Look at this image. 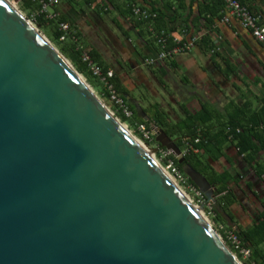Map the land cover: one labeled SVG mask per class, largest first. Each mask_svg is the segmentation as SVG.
<instances>
[{"label":"water","instance_id":"1","mask_svg":"<svg viewBox=\"0 0 264 264\" xmlns=\"http://www.w3.org/2000/svg\"><path fill=\"white\" fill-rule=\"evenodd\" d=\"M22 15L0 0V264H241ZM134 106L182 164L175 140ZM182 171L216 204L203 174Z\"/></svg>","mask_w":264,"mask_h":264},{"label":"crops","instance_id":"2","mask_svg":"<svg viewBox=\"0 0 264 264\" xmlns=\"http://www.w3.org/2000/svg\"><path fill=\"white\" fill-rule=\"evenodd\" d=\"M154 1L160 9L168 3L167 0H59L49 11L63 17L79 33L82 44L99 54L101 62L132 96L133 104L139 103L155 123L156 109L168 122L178 124L201 112L203 106L221 122L226 121L234 105L240 106L246 100L251 102L252 109L259 108L264 96V46L235 17L229 23L216 21L213 34L216 53L195 47L171 60L146 64L145 60L154 57L158 49L153 37L145 32V25L131 16L130 6H147ZM241 1L264 24V0ZM182 3L183 18L195 17L203 0ZM167 15L171 18L174 14L168 11ZM172 36L181 40L184 34L176 31ZM171 138L176 142L178 137ZM223 152L217 161L210 162L216 171L232 175L229 190L236 196V203L222 213L224 225L235 231L246 230L261 221L264 175L262 179L257 177L255 165H249L233 143H227ZM258 160L264 161V151L259 153ZM224 214L230 218L231 226Z\"/></svg>","mask_w":264,"mask_h":264},{"label":"trees","instance_id":"3","mask_svg":"<svg viewBox=\"0 0 264 264\" xmlns=\"http://www.w3.org/2000/svg\"><path fill=\"white\" fill-rule=\"evenodd\" d=\"M167 1L168 3L164 9L158 8L155 1L152 3L148 2L147 6L140 5L155 14V17L147 20L136 19L132 15L133 5L130 6L131 16L139 23L145 25V32L153 37L158 51L160 50V45L157 43L155 35L164 31L168 35L166 41V47L168 48L177 43H184L196 34L200 36V39L196 42L195 47L206 53L211 51L216 53L218 47H216L213 34L215 33L216 21L222 20L227 13L224 1L203 0L197 16L187 18H183L182 11L185 9L182 3L183 0ZM22 6V10L29 15L33 12H39L41 9V4L38 0H23ZM168 11L174 14L171 18L167 15ZM177 21L181 22L180 25L173 26L172 23ZM36 22L47 38L72 62L77 71L83 74L88 83L98 91L99 95L112 105L115 114L122 122L128 123V126L134 130L136 124H145L149 128L148 123L137 116L132 96L121 86L115 73L112 72L113 76L111 78L107 77V72L111 70L106 64L101 62L98 57L99 54L88 46L83 45L79 33L72 30L70 25L68 30H60V24L66 23L63 17L56 15L49 18L45 14H40ZM176 31L185 32L184 37L179 42L175 41L172 36ZM62 35H65V40L60 39ZM83 53L89 55L91 61L100 68L108 82L112 83L117 93L124 98L126 104L133 111L132 118L125 117L117 108L111 100L110 93L104 82L93 74L88 62L83 61ZM260 103V107L257 109H252V104L249 100H246L240 106L234 105L228 113L226 121L222 122L206 106L202 107L201 112L190 115L186 120L178 124L168 122L158 109L155 110L153 115L156 123L170 137H178L176 143L181 149L186 147V143L192 146L193 149L184 155L182 164L178 162L173 154L171 155L180 170H182L183 165L190 164L214 186L216 204H213L215 214L213 220L217 224H226L222 218V213L227 212L236 203V196L229 190L232 175L228 171H216L210 162L217 161L224 154L225 145L229 142L233 143L239 155L249 165H255L257 177L262 179L264 175V161L258 160L259 153L264 151V96L260 99ZM135 133L136 136L142 139L136 130ZM195 149L198 152H195ZM236 233L252 251L249 260H245V264H264V255L262 253V245L264 244V211L261 213V221L259 223L253 224L246 230L236 231ZM226 244L232 252L237 254L239 259H242V256L234 250L229 242L226 241Z\"/></svg>","mask_w":264,"mask_h":264},{"label":"built area","instance_id":"4","mask_svg":"<svg viewBox=\"0 0 264 264\" xmlns=\"http://www.w3.org/2000/svg\"><path fill=\"white\" fill-rule=\"evenodd\" d=\"M41 4V9L39 12H33L30 16L34 22H36L37 18L40 14H45L46 17L52 18L56 15L59 16L57 12H50L49 9L51 6H54L56 3H58L59 0H38ZM93 2H98L100 0H90ZM226 5V14L223 17L222 21L224 23H229L231 17H235L239 20L241 25L250 31L252 36L264 46V24L261 21V17L254 12H252L248 6L242 4L240 0H223ZM132 15L138 19H150L155 17V14L150 12L148 9L143 8L139 5H133L132 6ZM69 29V25L67 23L60 24V30L66 31ZM185 35V32H183ZM168 35L166 32L161 31L158 34L155 35V38L157 40V43L160 45V50L157 52V54L154 57H150L146 59V64L153 65L155 62L160 61H168L172 59L175 55L185 52H190L195 48L196 42L200 39L199 35H193L188 41L184 43H177L174 46L168 48L166 47V41H167ZM61 40H65V35H62L60 37ZM182 40V39H181ZM181 40L175 39V41L179 42ZM82 58L84 62H88V65L93 72L95 76L100 78L102 82L106 85L111 100L115 103V105L118 107V109L121 111V113L127 117L132 118L133 111L129 108V106L126 104L124 98L120 96L114 85L112 83H109L106 76L103 75L100 68L94 64L89 55L87 53L82 54ZM113 76L112 71L107 72V77L111 78ZM135 130L140 134L141 138L150 143L155 142V137L153 135V132L150 128H148L145 124H136ZM198 141V140H197ZM158 150L153 155L154 159L159 163V165L162 166V168L165 169V171L169 174V176L174 180V182L184 191V193L191 199V202L199 208L203 206V209L205 208V211L212 217H214V211H213V203L208 201L202 191L190 180V178L182 171L180 170L176 164L174 159L172 158V153L167 150L166 148H162L160 146H157ZM192 146L189 143H186L185 149L182 151V154H188L189 150H192ZM164 165H162V164ZM217 231L215 232L219 235V237L226 243L229 242L231 246L234 248V250L239 253L242 258L249 260L251 256V248L246 245L242 239L237 235L236 231L234 229L228 228L223 224H217ZM254 264V263H250Z\"/></svg>","mask_w":264,"mask_h":264},{"label":"rangeland","instance_id":"5","mask_svg":"<svg viewBox=\"0 0 264 264\" xmlns=\"http://www.w3.org/2000/svg\"><path fill=\"white\" fill-rule=\"evenodd\" d=\"M16 7H17V9L23 14V16L26 18V19H28L36 28H38L39 29V31L43 34V35H45L44 34V32L41 30V28H40V26L37 24V22H34L33 20H32V18H31V16L26 12V11H24V10H22V8H23V6H22V3H23V0H10ZM46 36V35H45ZM47 37V36H46ZM53 44V43H52ZM54 45V44H53ZM55 46V45H54ZM56 47V46H55ZM57 48V47H56ZM67 59V58H66ZM71 64H72V62L69 60V59H67ZM73 65V64H72ZM73 67L76 69V67L73 65ZM77 70V69H76ZM80 73V72H79ZM81 74V73H80ZM83 77H84V79L87 81V79H86V77L83 75V74H81ZM88 82V81H87ZM89 84V83H88ZM91 86V85H90ZM92 87V86H91ZM92 89H93V91H94V93L98 96V98L101 100V102L106 106V108L122 123V124H124L127 128H128V130H130V132L136 137V138H138L139 140H141L143 143H146V141H144L143 139H140L138 136H136V133H135V130L134 129H132V128H130L129 126H128V123H124V122H122L121 121V119L115 114V111L113 110V108H112V105L111 104H109L107 101H105L100 95H99V93H98V91L96 90V89H94L93 87H92ZM118 108V107H117ZM148 143V142H147ZM157 143L156 142H154V143H150L149 145H150V147H157V145H156ZM162 164V163H161ZM162 165H164V164H162ZM187 198H188V196H186ZM189 199V198H188ZM191 200V199H190ZM192 204H193V202H192ZM199 209H200V205H199ZM200 211H202V213H203V215L207 218V220L209 221V224L212 226V228L213 229H215L216 230V232L218 233V231H217V223L213 220V217L211 216V215H209L208 213H207V211H205V208L204 209H202V210H200ZM234 253V255L237 257V259L240 261V263L241 264H245V260L246 259H244V258H242V259H239L238 258V256H237V254L235 253V252H233Z\"/></svg>","mask_w":264,"mask_h":264},{"label":"bare ground","instance_id":"6","mask_svg":"<svg viewBox=\"0 0 264 264\" xmlns=\"http://www.w3.org/2000/svg\"><path fill=\"white\" fill-rule=\"evenodd\" d=\"M8 3H9V5H11V7H13L16 11H19L18 9H17V7L10 1V0H6ZM23 16V15H22ZM27 20V22L30 24V26H32V28L34 29V30H36L38 33H40V34H42L30 21H28V19H26ZM42 36H44L45 38H46V36L45 35H43L42 34ZM47 39V38H46ZM48 40V39H47ZM63 60H65L66 62H67V64L70 66V68H72L74 71H76V69L73 67V65L66 59V57H63ZM77 72V71H76ZM79 75V74H78ZM79 79L81 80V82L83 83V84H85L92 92H94L93 91V89H92V87L88 84V82L84 79V77L80 74L79 75ZM95 94V93H94ZM110 112V111H109ZM110 114H112L111 112H110ZM112 116H114L113 114H112ZM121 123V122H120ZM121 125H122V127H123V129L130 135V137L135 141V143L146 153V154H148L153 160H155L154 159V156H153V154H152V152L150 151V149L148 148V146H146L145 145V143H143L141 140H139L138 138H136L131 132H130V130H128V128L124 125V124H122L121 123ZM158 163V162H157ZM159 164V163H158ZM161 169H162V171L164 172V174L175 184V186L179 189V191H181V193L183 194V196L186 198V200L189 202V203H191L192 204V202H191V200L190 199H188L186 196V194L184 193V191L182 190V189H180V187L174 182V180L169 176V174L165 171V169L164 168H162V166L160 165L159 166ZM192 206L194 207V209L195 210H197V212L200 214V216L209 224V221L207 220V218L203 215V213H202V211H200V209L198 208V207H196L194 204H192Z\"/></svg>","mask_w":264,"mask_h":264},{"label":"flooded vegetation","instance_id":"7","mask_svg":"<svg viewBox=\"0 0 264 264\" xmlns=\"http://www.w3.org/2000/svg\"><path fill=\"white\" fill-rule=\"evenodd\" d=\"M133 101H134V100H133ZM133 101H132V102H133Z\"/></svg>","mask_w":264,"mask_h":264}]
</instances>
